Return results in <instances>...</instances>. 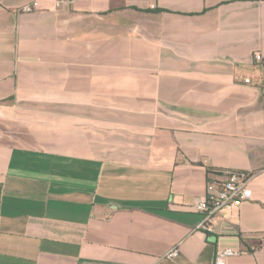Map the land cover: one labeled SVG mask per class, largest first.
<instances>
[{
    "label": "crops",
    "instance_id": "1",
    "mask_svg": "<svg viewBox=\"0 0 264 264\" xmlns=\"http://www.w3.org/2000/svg\"><path fill=\"white\" fill-rule=\"evenodd\" d=\"M257 52L264 0H0V264H264Z\"/></svg>",
    "mask_w": 264,
    "mask_h": 264
},
{
    "label": "built area",
    "instance_id": "2",
    "mask_svg": "<svg viewBox=\"0 0 264 264\" xmlns=\"http://www.w3.org/2000/svg\"><path fill=\"white\" fill-rule=\"evenodd\" d=\"M31 5L25 7V11L32 12ZM254 62L259 66L261 73L259 76L260 86L264 90V53L257 52L254 55ZM246 84H252V79H245ZM218 175L221 172L216 173ZM251 175L247 171L234 170L225 173V177H210L206 193L203 197L194 200L192 208L205 216L200 228L212 231L211 223L213 219L225 209L239 208L243 203L252 199V191L249 187ZM242 252L232 248L219 247L216 252V264H226L230 257L241 255ZM179 255V249L174 248L167 257L176 259Z\"/></svg>",
    "mask_w": 264,
    "mask_h": 264
}]
</instances>
